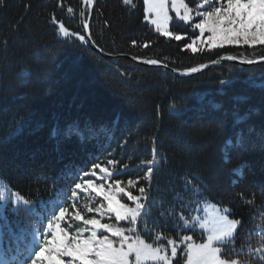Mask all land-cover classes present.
I'll return each instance as SVG.
<instances>
[{
  "label": "trees",
  "instance_id": "16d2710c",
  "mask_svg": "<svg viewBox=\"0 0 264 264\" xmlns=\"http://www.w3.org/2000/svg\"><path fill=\"white\" fill-rule=\"evenodd\" d=\"M184 1L192 9L203 2ZM133 3L135 7L122 0H94L86 19L94 44L103 52L158 59L177 70L225 54L243 53L250 59L264 55L259 46L184 50L198 34L189 24L170 23V30L184 39L164 37L145 22L143 0ZM53 17L82 35L78 0H0V185L30 201H46L54 189L70 192L74 181L60 178L65 170L80 166L87 171L109 159L132 166L116 179L142 177L146 167L136 166L151 157L155 136L160 162L151 180L148 213L139 227L144 229L146 221L148 228L177 239L193 234L195 229L177 233L167 210L179 213L183 206V215L189 216L196 208L189 200L201 205L212 201L242 221L235 248L245 242L255 246L264 236V89L250 87L249 81L264 80V63L238 68L222 62L197 76L178 78L129 59L110 61L78 40L71 43L58 34ZM145 43L149 47L139 46ZM237 96L247 100L238 102ZM173 102L180 109L177 113L169 110ZM246 112L249 118L236 125V114ZM102 127L110 130L107 138L103 133L90 138L89 128ZM249 127L254 129L251 133ZM70 128H79L84 139L66 135ZM241 130L244 146L226 151L225 141L234 140ZM238 167L242 176L233 171ZM194 175L199 177L193 180L201 189L199 195L185 190L186 178ZM32 220L35 216L22 207L7 209L0 217L1 250L15 246L14 236L26 237L23 230ZM145 235L152 237L147 231ZM222 248L226 257L234 255L232 242ZM239 255L243 260L246 252ZM184 259L178 257L175 264ZM250 264L260 262L251 258Z\"/></svg>",
  "mask_w": 264,
  "mask_h": 264
},
{
  "label": "snow or ice",
  "instance_id": "6c2138e0",
  "mask_svg": "<svg viewBox=\"0 0 264 264\" xmlns=\"http://www.w3.org/2000/svg\"><path fill=\"white\" fill-rule=\"evenodd\" d=\"M83 3L88 12L81 11L79 15L82 30L88 33L87 37L71 31L64 23L56 21L53 17L54 24L58 26V34L68 38L71 43L78 40L83 44L92 39L90 22L85 16L94 10V0H83ZM122 3L135 7L133 0H122ZM169 5L181 21L190 25L194 33L196 30L199 32V35H194L189 43L183 45L184 50L197 53L212 52L216 48L226 46L264 48V0H203L196 9L190 8L184 0H143L144 19L154 25L156 32L162 36L180 41L184 37L169 30V21L172 19L169 15ZM68 11L72 12L73 9L69 8ZM131 43L137 46L136 40ZM149 43L139 46L147 48ZM132 59L142 58L133 56ZM237 59L242 64L252 65L264 62V55L250 59L243 53L239 56L226 54L210 63L215 65L222 60ZM142 62L148 65H162V61L158 59H143ZM162 66L167 67L166 64ZM207 66L199 64L187 68L185 74L196 73ZM220 83L224 85L228 82ZM249 86L264 89V80H250ZM234 99L244 102L247 97L237 96ZM212 107L218 108L219 105L213 104ZM169 110L177 113L180 109L173 102ZM248 118L247 112L244 115L236 114L235 124L240 125ZM253 130L252 127L248 129L249 133ZM88 131L90 138L100 133L106 138L110 135V130L104 127L99 130L89 128ZM56 134L54 129L53 135ZM65 134H75L81 140L84 139V133L79 128H70ZM151 140L153 143L151 157L140 161L136 166L146 167L147 170L142 177L129 178L126 181L116 179L115 177L133 170L132 166L109 159L106 165L94 163L87 171H83L80 166L65 170L60 178L65 182L74 181L70 192L67 188L54 189V195L46 201H30L18 193H11L7 199L13 202L14 208L22 207L29 215L35 216V220L30 221L23 230L27 234V239L23 235L14 236L15 247H9L0 254V264H175L178 257L185 258L183 264H250L251 258H256L260 264H264V236L255 246L245 242L240 248H235V233L242 221L230 218L228 208L205 205L204 216H185L183 206L179 213L175 208L167 210L168 217H174L173 225L177 233L188 229H203L206 238L200 243L191 235L179 236L178 239L166 237L148 228L146 221L143 230L153 236V241L149 243L140 235L138 224L148 213L151 180L160 162L154 146L156 137L153 136ZM225 144L226 151L243 147V130L235 134L234 140L229 137ZM225 159L227 160V155ZM233 171L238 176L243 175L242 167ZM197 179L199 177L195 175L191 179L186 178L185 190L191 189L195 195H199L201 189L193 183V180ZM133 189L137 194H133ZM125 198L131 203L125 202ZM188 203L196 204L192 211H200V201L189 200ZM246 203L252 204L253 200ZM38 205L42 210H38ZM3 206L0 203V208ZM121 222H127L128 227L121 226ZM2 235L0 226V239ZM165 240L166 244L161 242ZM230 242L234 255L226 257L223 248L217 245H226ZM181 248L183 251H178ZM242 252H246L243 260L239 255Z\"/></svg>",
  "mask_w": 264,
  "mask_h": 264
},
{
  "label": "water",
  "instance_id": "95a60500",
  "mask_svg": "<svg viewBox=\"0 0 264 264\" xmlns=\"http://www.w3.org/2000/svg\"><path fill=\"white\" fill-rule=\"evenodd\" d=\"M81 11H84L86 13V6L84 5L83 3V0H78V20H79V24H80V29H81V33L82 35H85L87 37L88 33H85L83 30H82V24H81V18H80V15L79 13ZM86 18V16H85ZM92 50H94L96 53H98L99 55H101L103 58H106L110 61H115V60H118V59H129L131 60L132 62L140 65V66H145V67H150V68H156V69H160L162 71H165L167 73H170L178 78H190V77H194V76H197L205 71H207L208 69L212 68L213 66L215 65H218V64H211L210 62L208 63H205L206 65H208L206 68L196 72V73H187L185 74V70H177L175 68H172L170 66H168L167 64V67H163L162 65L164 63H162V65H148L146 63H143L142 60H133L131 56H128V55H123V54H118V55H112V54H107L105 52H103L102 50H100L93 42V40H88L87 43H86ZM226 55V54H225ZM232 55V54H230ZM224 56V55H223ZM218 59V58H217ZM216 60V59H215ZM222 62H227V63H230L234 66H237L238 68H247V67H253V66H256V65H260V64H263L264 62H260V63H256V64H252V65H249V64H242L240 63V60L237 59V60H233V61H229V60H222L220 63ZM219 63V64H220Z\"/></svg>",
  "mask_w": 264,
  "mask_h": 264
},
{
  "label": "rangeland",
  "instance_id": "374dc122",
  "mask_svg": "<svg viewBox=\"0 0 264 264\" xmlns=\"http://www.w3.org/2000/svg\"><path fill=\"white\" fill-rule=\"evenodd\" d=\"M185 2V1H184ZM169 7H170V5H169ZM169 15L172 17V19L169 21V30H170V23H171V21H173V20H176V21H181L177 16H176V13H175V11H173V10H171V7H170V11H169ZM145 22L147 23V24H149L150 26H152L153 28H154V30H155V26L154 25H151L148 21H146L145 20ZM182 22H184V21H182ZM185 23V22H184ZM187 24V23H186ZM191 30H192V28H191ZM156 31V30H155ZM171 31V30H170ZM192 32H193V30H192ZM195 33H198L197 35H199V32H198V30H196L195 31ZM193 38V37H192ZM237 47H240V46H237ZM98 171V170H97ZM11 193H14L13 191H11L10 189H8L7 187H5V186H3V185H0V203H2L4 206L2 207V208H0V217H2V216H4L5 215V212H6V210L7 209H11V208H13L14 207V205H13V202L10 200V199H7V197H9L10 195H11ZM81 203L83 202V194H82V197H81V201H80ZM125 202H128V203H131V202H129V201H127L126 200V198H125ZM205 205H208V206H215V207H218V208H221V209H223V208H226V207H222V206H220V205H218V204H216L215 202H212V201H210V202H205L204 204H202L201 205V208H200V211H198V212H194V211H192L191 213H190V215H200V216H204V206ZM65 206H67V205H65ZM231 218V217H230ZM45 223V225L47 224V221H45L44 222ZM140 224V223H139ZM139 224H138V230H139V233H140V235L147 241V242H149V243H151L152 241H153V236L151 237V239L149 240V239H147L146 238V231H142L143 230V228H140L139 227ZM0 225H1V222H0ZM121 226H123V227H128V224H127V222H121ZM196 231L192 234V233H188V234H182V235H180V236H183V235H191L192 237H193V239L197 242V243H200V242H202L203 241V239L204 238H206V233L204 232V230L203 229H199V228H196L195 229ZM22 236V235H21ZM196 237H199L200 239H196ZM28 238V237H27ZM26 238V239H27ZM162 243H165L166 244V240L165 241H161ZM3 244H4V242L2 241V239H0V252H1V248H2V246H3ZM7 245V244H6ZM217 246H220V247H222V245H217ZM15 247V246H14ZM180 250V249H179ZM178 250V251H179Z\"/></svg>",
  "mask_w": 264,
  "mask_h": 264
}]
</instances>
